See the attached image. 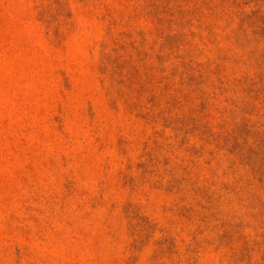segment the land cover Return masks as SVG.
I'll return each instance as SVG.
<instances>
[{
  "label": "rangeland",
  "instance_id": "1",
  "mask_svg": "<svg viewBox=\"0 0 264 264\" xmlns=\"http://www.w3.org/2000/svg\"><path fill=\"white\" fill-rule=\"evenodd\" d=\"M0 264H264V0H0Z\"/></svg>",
  "mask_w": 264,
  "mask_h": 264
}]
</instances>
